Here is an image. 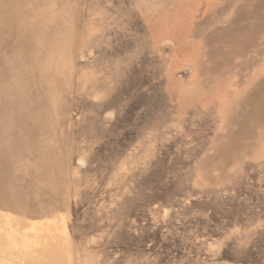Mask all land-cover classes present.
I'll return each mask as SVG.
<instances>
[{
	"label": "rangeland",
	"instance_id": "374dc122",
	"mask_svg": "<svg viewBox=\"0 0 264 264\" xmlns=\"http://www.w3.org/2000/svg\"><path fill=\"white\" fill-rule=\"evenodd\" d=\"M48 2L57 16L48 113L61 118L51 123L60 152L72 154L62 158L63 185L42 191L49 223H63L60 234L79 241L85 264H200L208 252L218 255L213 264H237L233 240L245 238L252 242L246 253L258 252L244 264L264 261V158L229 180L216 170L207 178L198 158L214 153L207 144L218 112L186 110L174 121V101L164 100L167 90L198 87L226 102L215 89L219 72L197 75L189 58L200 37L225 25V0ZM52 92L62 101H51ZM242 160L228 169L249 161Z\"/></svg>",
	"mask_w": 264,
	"mask_h": 264
},
{
	"label": "bare ground",
	"instance_id": "6f19581e",
	"mask_svg": "<svg viewBox=\"0 0 264 264\" xmlns=\"http://www.w3.org/2000/svg\"><path fill=\"white\" fill-rule=\"evenodd\" d=\"M52 11L48 0H0V264H85L79 241L60 234L63 223H49L47 195L42 193L55 182L63 185L62 158L72 157L60 152L48 113L49 32L57 20ZM222 12L225 25L200 37V47L189 58L197 75L219 72L215 89H223L226 102L209 100L212 90L201 94L198 87L195 93H190L194 87L167 90L164 100L174 101V121L183 120L186 110L218 112L207 144L214 153L202 152L198 165L207 178L216 170L229 180L245 174L248 163L264 158V0H225ZM61 29H55L60 47ZM219 45L225 51L220 52ZM220 53L223 57L216 60ZM59 95L52 92L51 101H62ZM57 109L68 107L61 104ZM37 111L42 112L39 117ZM160 115H166L165 110ZM53 123L60 125L61 118ZM252 125L257 133L251 132ZM243 155L249 161L229 170ZM251 243L247 238L233 240L240 246L230 253L237 264L257 257L258 246L253 247L255 255L246 253ZM207 254L209 260L200 264H213L211 259L218 257ZM255 260L253 264H264L261 257L260 263Z\"/></svg>",
	"mask_w": 264,
	"mask_h": 264
}]
</instances>
